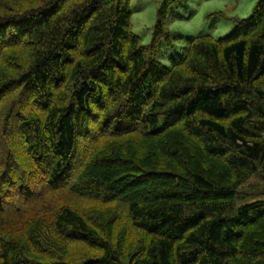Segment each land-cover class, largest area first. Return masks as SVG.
Segmentation results:
<instances>
[{
    "label": "trees",
    "instance_id": "1",
    "mask_svg": "<svg viewBox=\"0 0 264 264\" xmlns=\"http://www.w3.org/2000/svg\"><path fill=\"white\" fill-rule=\"evenodd\" d=\"M129 1L0 2V264H264V0L168 65Z\"/></svg>",
    "mask_w": 264,
    "mask_h": 264
},
{
    "label": "rangeland",
    "instance_id": "2",
    "mask_svg": "<svg viewBox=\"0 0 264 264\" xmlns=\"http://www.w3.org/2000/svg\"><path fill=\"white\" fill-rule=\"evenodd\" d=\"M2 0H0L1 2ZM257 0H185L172 6L168 19L170 42L161 40L159 60L170 64L171 59L182 52L187 38L209 34L213 38L224 37L235 28L234 19L247 17ZM161 0H130L131 30L140 36L143 44L150 43ZM19 139L20 135L18 136ZM15 153V152H14ZM256 189L264 197V179L254 174L242 190ZM253 194L252 196H254ZM257 196V194L255 195Z\"/></svg>",
    "mask_w": 264,
    "mask_h": 264
}]
</instances>
